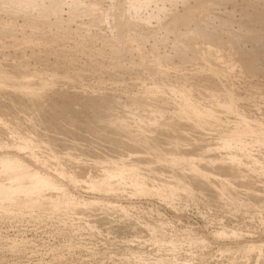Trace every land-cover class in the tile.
Segmentation results:
<instances>
[{
  "label": "rangeland",
  "instance_id": "obj_1",
  "mask_svg": "<svg viewBox=\"0 0 264 264\" xmlns=\"http://www.w3.org/2000/svg\"><path fill=\"white\" fill-rule=\"evenodd\" d=\"M133 1L0 3V156L56 184L0 205V264H264V0ZM118 163L139 189L102 176Z\"/></svg>",
  "mask_w": 264,
  "mask_h": 264
},
{
  "label": "bare ground",
  "instance_id": "obj_2",
  "mask_svg": "<svg viewBox=\"0 0 264 264\" xmlns=\"http://www.w3.org/2000/svg\"><path fill=\"white\" fill-rule=\"evenodd\" d=\"M6 1V0H5ZM8 1V0H7ZM136 1V0H134ZM133 1V2H134ZM138 2V3H137ZM135 2V4L137 3L136 6H138L141 2L140 1H137ZM140 2V3H139ZM5 3V2H4ZM145 3V2H144ZM200 3V2H199ZM13 4V3H12ZM134 3L131 2V5H135ZM142 4V3H141ZM201 4V3H200ZM135 6V7H136ZM15 7V6H14ZM134 8V6H132ZM18 9V8H17ZM21 10V9H20ZM118 10V9H117ZM23 11V10H22ZM200 11V10H199ZM189 12V11H188ZM185 14V13H184ZM177 15V14H176ZM117 16V15H116ZM116 16L114 17V19L116 18ZM119 16V15H118ZM126 16V15H125ZM186 16V15H185ZM187 17V16H186ZM189 17V16H188ZM177 19V17H175ZM174 18V19H175ZM179 18V17H178ZM256 19H258L259 21H261L262 23H264V14H259ZM117 20V18H116ZM116 20H113V23L116 21ZM118 21V20H117ZM122 21V20H121ZM124 21V19H123ZM179 21V20H177ZM182 21V19H181ZM124 23V22H123ZM133 24V23H132ZM176 24V23H175ZM125 25V24H123ZM122 26V25H121ZM121 26H119L121 28ZM118 27V26H117ZM126 27V26H124ZM170 27V26H169ZM202 28V27H201ZM118 29V28H117ZM130 29V28H129ZM172 29V28H170ZM198 29V28H197ZM124 30V29H123ZM195 30V29H194ZM199 31L201 32V30L199 29ZM199 31L197 30L198 34H199ZM194 32V31H192ZM179 34V33H178ZM209 33H207L208 35ZM206 35V36H207ZM212 36V35H211ZM206 39V38H205ZM180 41V40H179ZM232 41V40H231ZM182 42V41H181ZM215 42V41H214ZM183 43V42H182ZM228 43V41H227ZM221 44V43H220ZM224 44V43H223ZM187 45V44H186ZM209 46V45H208ZM214 47V46H213ZM224 47V46H223ZM222 47V48H223ZM212 48V47H211ZM227 49V48H226ZM211 49L209 48V51ZM208 51V52H209ZM211 52V51H210ZM215 53V52H214ZM28 81L26 79V82L24 83L23 87L25 88H29L28 86ZM1 82V81H0ZM23 84V83H22ZM22 87V86H21ZM33 88V87H32ZM183 94V93H182ZM180 94V95H182ZM232 96V95H231ZM183 97V96H182ZM180 98V97H179ZM234 98V96H233ZM181 99V98H180ZM184 99V98H183ZM230 99V98H229ZM233 100V99H232ZM180 101V100H179ZM182 101V100H181ZM228 101V100H227ZM194 103V102H193ZM192 103V104H193ZM229 103V102H228ZM182 104V103H181ZM187 103L184 102L183 105V108H191V113H194L193 115L196 117V118H200V117H205V116H210L212 115L211 112H209V110H201V107L199 109V107L197 106H193L190 107L188 105H186ZM222 104V103H221ZM180 106V105H179ZM188 106V107H187ZM179 110V109H178ZM186 110V109H185ZM189 110V109H188ZM215 110V109H214ZM224 111V110H223ZM226 111V110H225ZM242 112V111H241ZM190 113V112H189ZM216 113V112H215ZM57 114V113H56ZM186 114V113H185ZM240 114V113H239ZM188 115V114H187ZM192 115V116H193ZM219 115V114H218ZM244 116V115H242ZM241 116H238V120L239 119H242L243 117ZM194 117V118H195ZM115 120V119H114ZM197 120V119H196ZM245 120V119H244ZM239 121H243V120H239ZM246 122V120H245ZM253 124V123H252ZM249 124L247 123V127L248 129L250 128V125L248 126ZM245 126H246V123H245ZM249 134L248 132H243L242 134H235L234 136H227V137H222L220 138L218 146L220 145V147H225L226 149L228 148V151L229 149L231 148H235L234 151H239L237 149V146L236 144L234 145L233 142H242L246 137H248ZM246 136V137H245ZM251 138L250 136L246 139L252 141L253 144L255 143H261V142H264V134H261V135H255L253 136L251 134ZM27 138V137H26ZM26 138H20V143L17 144L18 146V149L19 150H22L25 146H28L30 145V141L29 139H26ZM247 140V141H248ZM247 141H244V143ZM32 142V141H31ZM249 143H251L250 141H248ZM33 143V142H32ZM34 145V144H33ZM31 145V146H33ZM215 147L213 148V150L217 149L219 147ZM244 148V147H243ZM224 149V148H223ZM220 150V148H219ZM204 151V150H203ZM223 151V150H222ZM232 151V149H231ZM230 151V152H231ZM226 156L227 154H229L228 152H225ZM242 153V152H241ZM201 154V153H200ZM231 154V153H230ZM229 154V155H230ZM233 154V152H232ZM231 154V155H232ZM191 155V154H190ZM172 156V155H171ZM221 156V155H220ZM0 157H4L5 160H6V166L7 168L9 169L8 173L6 176L4 177H0V184L3 185L2 188H0V199H4V201L2 203H0V205H3V206H8V205H12V204H16L18 207L20 208H23V209H30L33 207V204H34V199L36 198V196L38 195H43L45 193L46 190L50 189V188H54L56 186V184L54 183V181L52 180L51 177H49L48 175H45L44 173H41L40 171H37V170H34L33 168H31L28 164H26L21 158H19L18 156H15V155H3V156H0ZM174 157V156H173ZM201 157V156H200ZM229 157V156H228ZM233 156H231L232 158ZM235 158L233 159H236V155L234 156ZM246 157V156H245ZM253 157V155L251 156ZM196 157H193V156H190L188 157V159L190 161H193L195 160ZM227 158V157H226ZM230 158V159H231ZM181 159V158H180ZM211 159V158H210ZM220 159V158H219ZM218 159V160H219ZM232 159V161H233ZM258 159V158H257ZM260 159V158H259ZM258 159V160H259ZM185 160V159H184ZM188 160V162H189ZM237 160V159H236ZM254 160V159H252ZM251 160V161H252ZM256 160V159H255ZM196 161V160H195ZM193 161V162H195ZM205 161V160H204ZM250 161V160H249ZM202 162V161H201ZM211 162V161H210ZM236 162V161H234ZM257 161H255V164H256ZM262 162V160H261ZM200 163V162H199ZM250 163V162H248ZM253 163V162H252ZM252 163H250L252 165ZM259 163V161L257 162V164ZM190 164L193 166V164L195 163H191ZM229 164V163H228ZM254 164V165H255ZM263 164H264V161L262 162V167H263ZM220 165V164H219ZM249 165V164H248ZM232 166V165H231ZM235 166V165H234ZM256 166V165H255ZM258 166V165H257ZM191 167V166H190ZM198 167V166H197ZM201 167V165L199 166ZM195 170L198 168L194 167ZM248 168V166H247ZM254 168V167H253ZM258 168V167H257ZM202 169V167H201ZM234 169V168H233ZM255 169V168H254ZM259 169V168H258ZM263 169V168H262ZM125 168L122 167V165H120V163L116 164L111 170H109V173L106 172L104 169L102 170V176L104 178H109L111 180H116V181H119V183L123 184L124 186L126 187H130L134 190H137L140 188V184H141V179L140 178H131V177H126V174H125ZM209 170H207L206 172H208ZM212 171V170H211ZM200 172V171H199ZM203 172V171H202ZM201 172V173H202ZM205 172V173H206ZM255 172V170H254ZM196 173V172H195ZM204 173V172H203ZM204 173V174H205ZM210 173V172H208ZM206 173V174H208ZM198 174V173H197ZM210 175V174H209ZM224 175V174H223ZM206 176V175H205ZM227 176V175H226ZM225 176V177H226ZM207 177V176H206ZM224 177V176H222ZM224 177V180H226ZM221 179V178H220ZM222 180V179H221ZM220 180V181H221ZM223 180V181H224ZM222 182V181H221ZM225 182V181H224ZM52 201V200H51Z\"/></svg>",
  "mask_w": 264,
  "mask_h": 264
},
{
  "label": "clouds",
  "instance_id": "obj_3",
  "mask_svg": "<svg viewBox=\"0 0 264 264\" xmlns=\"http://www.w3.org/2000/svg\"><path fill=\"white\" fill-rule=\"evenodd\" d=\"M3 0H0L2 3ZM76 6V0H20V3L16 5L20 9H28L36 13L41 19L48 21H55L60 19L62 16L71 15L72 10ZM9 169L6 166V160L4 157H0V177L7 175ZM65 179H68L65 177ZM79 186L78 184L76 185ZM3 185L0 184V188ZM62 193H65L66 207H78L79 204L76 203L75 197L67 194V189H61ZM4 199H0L2 203ZM153 235L155 231L153 230ZM151 241H144V243H150ZM137 264H179L178 261H167L164 259H156L149 256L147 259L144 255H139L136 257ZM184 264H190V262H184Z\"/></svg>",
  "mask_w": 264,
  "mask_h": 264
}]
</instances>
